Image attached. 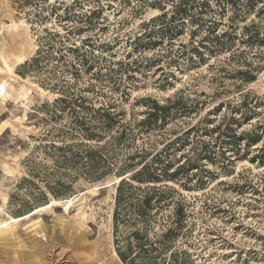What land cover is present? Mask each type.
Segmentation results:
<instances>
[{"label":"rangeland","instance_id":"rangeland-1","mask_svg":"<svg viewBox=\"0 0 264 264\" xmlns=\"http://www.w3.org/2000/svg\"><path fill=\"white\" fill-rule=\"evenodd\" d=\"M153 2L0 0V264H122L112 240L121 176L113 172L91 181L74 178L73 171L60 176L48 155L49 143L78 138L47 134L69 120L66 110H52L53 101L75 95L84 98L82 108L113 103L122 122L143 118L142 98L176 102L165 125L151 132L155 148L202 124L175 156L183 162L205 146L208 157L198 162L197 172H188L190 182H165L186 206V233L177 244L187 250L189 264H264V163L255 158L264 151V46L235 43L230 51L199 59L190 49L192 24L182 30L176 24L161 28L159 20L144 26L163 12L168 21L177 0H162L160 8ZM210 5L218 7L215 0ZM229 15L230 10L224 21ZM253 17L252 12L245 22ZM151 28L155 44L134 48L136 36ZM48 32L59 33L61 43ZM236 50L238 58L231 59ZM61 54L60 60H47ZM39 56L40 62H32ZM252 75V82L242 81ZM242 101L247 103L240 107ZM245 112L249 117L243 121ZM223 131L257 133L259 139L239 141L237 154L227 137L221 147L214 145ZM140 142L137 138L135 145Z\"/></svg>","mask_w":264,"mask_h":264},{"label":"trees","instance_id":"trees-1","mask_svg":"<svg viewBox=\"0 0 264 264\" xmlns=\"http://www.w3.org/2000/svg\"><path fill=\"white\" fill-rule=\"evenodd\" d=\"M161 1L154 0L152 6L157 5L160 8ZM215 2L218 3L217 8L211 7L210 0H177L168 21L163 22L166 15L163 12L144 26L148 27L159 20L161 28L168 30L169 26L176 24L179 30H182L186 24H192L194 28L190 31L192 37L190 49L199 59L204 53L211 56L219 51H230L235 43L249 49L264 46V0H215ZM145 3L148 2H142L143 5ZM257 4L260 5L256 8ZM65 10L68 11V7ZM228 10L230 15L224 21ZM252 12L254 17L245 22ZM239 22L244 23L239 26ZM219 26L224 27L223 30L218 31ZM48 33L51 41L58 38V42L61 43L59 33ZM153 33L154 28H151L136 36L134 48L146 49L153 46L155 42L150 40ZM197 35L199 39L193 41ZM47 45L51 44L47 43ZM180 46L182 48L184 44ZM49 47L52 48L48 46L47 50ZM67 49L73 51L76 47ZM237 50L232 51L231 59L238 58L240 53ZM186 55V49L180 51V57ZM63 56L61 54L56 58L50 55L47 60H60ZM191 57L189 55L185 58L191 60ZM32 62H40V56L32 58ZM254 79L255 75L247 78L245 76L242 81L252 82ZM82 101H84L83 97L75 95L70 98H57L51 104L53 111L59 110L64 113L66 110L69 120L67 124L60 126L56 131L49 130L47 134L61 140L78 137L76 141L72 139L73 142L70 143L48 144L50 149L48 155L53 158L52 166L55 173L64 176L73 171L74 178L83 176L91 181L100 179L108 173L114 172L117 176L123 177L126 172H130L127 179L123 177L116 184L112 212V240L115 253L121 263H191L187 250L177 244V239L183 238L186 233L183 232L184 220L187 217L184 199L165 182L176 181L181 185L190 182L193 176L190 177L188 172L191 170L197 172L200 167L198 162L208 157L205 146L195 152L192 159L181 162L175 156L181 147L192 143L188 136L196 132L202 124L187 128L181 134L164 142L160 148H155L150 142L151 132L165 125L167 112L176 102L160 105L149 97L142 98L141 102L145 106L143 118L137 122H122L123 113L111 110L113 103L105 107L89 109L87 106L82 108ZM244 103L247 102L242 101L240 107ZM256 105L257 102L254 107ZM247 117L249 115L245 112L239 119L244 121ZM236 122L239 120L236 119ZM216 129H219V125ZM226 137L227 143L232 145L237 154L240 148L239 141L246 140L248 144H253L259 139L257 133L246 132L236 135L223 131L218 134L214 145L219 143L221 147ZM137 138L141 142L135 145ZM93 141L95 143H92ZM219 154L223 155V151ZM255 158H259L263 164L264 151L261 150L260 156ZM175 164L176 167L172 169ZM35 170L36 168L33 169ZM55 182L58 184L59 178ZM48 189L54 196L58 195L51 185Z\"/></svg>","mask_w":264,"mask_h":264},{"label":"bare ground","instance_id":"bare-ground-1","mask_svg":"<svg viewBox=\"0 0 264 264\" xmlns=\"http://www.w3.org/2000/svg\"><path fill=\"white\" fill-rule=\"evenodd\" d=\"M15 29V28H14ZM32 50V49H31ZM28 54V53H27ZM20 59V57H18V60ZM8 70V69H7ZM2 87V84H0V89ZM7 88V87H6ZM107 183V182H106ZM89 247V246H88ZM52 260V259H51ZM57 261V260H56Z\"/></svg>","mask_w":264,"mask_h":264},{"label":"water","instance_id":"water-1","mask_svg":"<svg viewBox=\"0 0 264 264\" xmlns=\"http://www.w3.org/2000/svg\"><path fill=\"white\" fill-rule=\"evenodd\" d=\"M123 177H120L119 179H118V182L122 179Z\"/></svg>","mask_w":264,"mask_h":264}]
</instances>
